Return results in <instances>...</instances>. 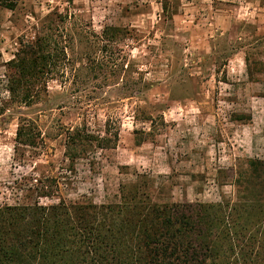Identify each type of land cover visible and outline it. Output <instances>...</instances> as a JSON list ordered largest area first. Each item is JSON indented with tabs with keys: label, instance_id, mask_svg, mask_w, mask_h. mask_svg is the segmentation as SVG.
I'll list each match as a JSON object with an SVG mask.
<instances>
[{
	"label": "rangeland",
	"instance_id": "374dc122",
	"mask_svg": "<svg viewBox=\"0 0 264 264\" xmlns=\"http://www.w3.org/2000/svg\"><path fill=\"white\" fill-rule=\"evenodd\" d=\"M106 28L120 32L105 43ZM48 29L65 57L34 83L27 105L15 104L6 65L20 44ZM260 61L264 0H17L13 10L0 7V206L30 204L27 189L45 178L56 180L67 203L114 202L119 186L139 183L160 204L235 200L243 191L232 178L245 175L249 160L264 162ZM19 119L38 128L37 149L14 153ZM107 122L110 137L118 134L114 149L65 157L69 130L104 137Z\"/></svg>",
	"mask_w": 264,
	"mask_h": 264
},
{
	"label": "trees",
	"instance_id": "16d2710c",
	"mask_svg": "<svg viewBox=\"0 0 264 264\" xmlns=\"http://www.w3.org/2000/svg\"><path fill=\"white\" fill-rule=\"evenodd\" d=\"M16 2L0 0V7L13 10ZM119 32L106 28L100 39L110 42ZM64 57L51 29L20 44L6 65L14 75L7 80L10 99L27 105L34 83L52 75ZM245 62L249 69L248 57ZM144 121L152 125L149 117ZM109 127L104 137L85 127L69 130L65 157L114 149L118 134L110 137ZM40 137L34 123L19 119L14 153L37 149ZM143 142L136 136V146ZM244 174L232 178L243 194L215 204L156 203L141 183L119 186L114 202L67 203L56 180H35L27 189L33 202L0 206V264H264V162L249 160ZM42 199L57 202L41 205Z\"/></svg>",
	"mask_w": 264,
	"mask_h": 264
}]
</instances>
